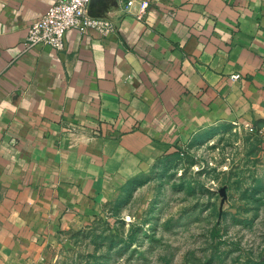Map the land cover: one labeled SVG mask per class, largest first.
<instances>
[{
  "label": "crops",
  "instance_id": "1",
  "mask_svg": "<svg viewBox=\"0 0 264 264\" xmlns=\"http://www.w3.org/2000/svg\"><path fill=\"white\" fill-rule=\"evenodd\" d=\"M52 1L0 0V264H35L201 130L264 121V0H94L107 36L24 46Z\"/></svg>",
  "mask_w": 264,
  "mask_h": 264
},
{
  "label": "rangeland",
  "instance_id": "2",
  "mask_svg": "<svg viewBox=\"0 0 264 264\" xmlns=\"http://www.w3.org/2000/svg\"><path fill=\"white\" fill-rule=\"evenodd\" d=\"M183 148L60 229L35 264H264V121L222 122Z\"/></svg>",
  "mask_w": 264,
  "mask_h": 264
},
{
  "label": "built area",
  "instance_id": "3",
  "mask_svg": "<svg viewBox=\"0 0 264 264\" xmlns=\"http://www.w3.org/2000/svg\"><path fill=\"white\" fill-rule=\"evenodd\" d=\"M90 0H53L44 12L35 17L28 24L23 40L24 46L34 44H45L58 51L65 48V32L68 29H75L79 33H84L87 29H92L95 34L102 38L113 31L112 21L106 17L93 16L87 12V5ZM131 0H126L129 4ZM146 0L139 1V13L143 12ZM237 73L230 74L231 78H236ZM244 128L252 129V125L247 123ZM72 126L68 130H73Z\"/></svg>",
  "mask_w": 264,
  "mask_h": 264
},
{
  "label": "trees",
  "instance_id": "4",
  "mask_svg": "<svg viewBox=\"0 0 264 264\" xmlns=\"http://www.w3.org/2000/svg\"><path fill=\"white\" fill-rule=\"evenodd\" d=\"M194 138V137H193ZM191 141V140H190ZM190 143V142H189ZM183 151H184V148L183 147H177L175 150H173L172 152H169V154L171 153H175V154H181V153H183ZM166 154H168V153H166ZM157 159V158H156ZM135 179H136V176H132V177H130V178H128V179H126L124 182L126 183V184H132V183H134V181H135ZM137 183V182H136Z\"/></svg>",
  "mask_w": 264,
  "mask_h": 264
},
{
  "label": "water",
  "instance_id": "5",
  "mask_svg": "<svg viewBox=\"0 0 264 264\" xmlns=\"http://www.w3.org/2000/svg\"><path fill=\"white\" fill-rule=\"evenodd\" d=\"M92 1H94V0H90L89 2H92Z\"/></svg>",
  "mask_w": 264,
  "mask_h": 264
}]
</instances>
